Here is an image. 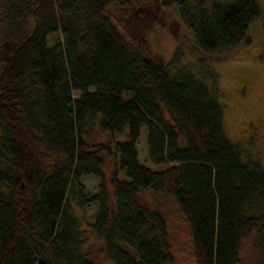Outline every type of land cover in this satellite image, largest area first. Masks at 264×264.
Instances as JSON below:
<instances>
[{"label":"trees","instance_id":"trees-1","mask_svg":"<svg viewBox=\"0 0 264 264\" xmlns=\"http://www.w3.org/2000/svg\"><path fill=\"white\" fill-rule=\"evenodd\" d=\"M124 1L0 0V264H92L89 234L107 264H172L164 216L144 191L172 199L195 264H242L249 236L264 257V167L225 136L216 72L178 50L166 63L149 57L105 11ZM160 4L218 60L247 43L260 14L255 0ZM141 128L148 161L164 168L139 162ZM94 129L112 148L90 145ZM84 176L97 178L93 192Z\"/></svg>","mask_w":264,"mask_h":264},{"label":"rangeland","instance_id":"rangeland-1","mask_svg":"<svg viewBox=\"0 0 264 264\" xmlns=\"http://www.w3.org/2000/svg\"><path fill=\"white\" fill-rule=\"evenodd\" d=\"M161 0H125L122 4H111L105 9L119 31L140 47L155 61L166 63L177 50L181 62L195 63L203 57L206 65L217 74L218 99L222 104V126L227 139L240 150L242 161L257 160L264 167V139L259 135L246 134L247 123L254 124L256 131L264 132V32L262 16L264 0H255L260 14L248 22L245 32L247 43H239L231 54L220 60L214 55H201L195 48L191 34L182 25L175 7H163ZM47 43L54 41V35L47 36ZM75 97L76 91L72 92ZM113 136L94 129L89 137L90 145H108L112 148ZM138 160L152 170L164 168L165 164H153L147 159L144 130L140 129L136 142ZM111 156V155H110ZM103 155V167L110 173L111 157ZM122 173V172H121ZM122 177L123 175L120 174ZM81 182L85 190L93 192L97 178L84 176ZM141 201L157 207L164 216L167 236L172 255V264H195L188 225L170 197L141 192ZM260 208H263L261 205ZM94 206L87 207L81 214L82 227L88 229ZM81 211H77L79 214ZM86 232L89 234L88 230ZM100 242L87 235L86 249L90 252L92 264H107L99 251ZM239 261L242 264H264V257L256 247L254 236L243 238L240 244Z\"/></svg>","mask_w":264,"mask_h":264},{"label":"flooded vegetation","instance_id":"flooded-vegetation-1","mask_svg":"<svg viewBox=\"0 0 264 264\" xmlns=\"http://www.w3.org/2000/svg\"><path fill=\"white\" fill-rule=\"evenodd\" d=\"M245 129H246V134L247 135H248V132H249V135H259V137L261 139H264V132H262V133L257 132L256 131V126L254 124L247 123V127Z\"/></svg>","mask_w":264,"mask_h":264}]
</instances>
